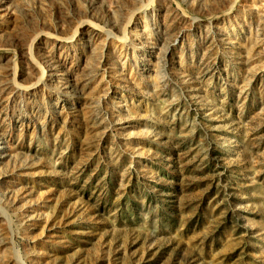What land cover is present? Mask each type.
<instances>
[{
    "label": "rangeland",
    "instance_id": "rangeland-1",
    "mask_svg": "<svg viewBox=\"0 0 264 264\" xmlns=\"http://www.w3.org/2000/svg\"><path fill=\"white\" fill-rule=\"evenodd\" d=\"M0 264H264V0H0Z\"/></svg>",
    "mask_w": 264,
    "mask_h": 264
}]
</instances>
